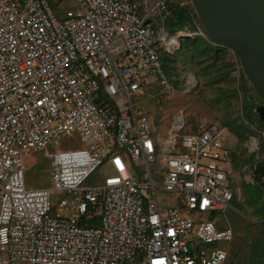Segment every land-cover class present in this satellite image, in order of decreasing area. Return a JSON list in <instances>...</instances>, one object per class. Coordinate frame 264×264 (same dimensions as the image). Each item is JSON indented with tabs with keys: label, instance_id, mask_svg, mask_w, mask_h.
Returning <instances> with one entry per match:
<instances>
[{
	"label": "built area",
	"instance_id": "obj_1",
	"mask_svg": "<svg viewBox=\"0 0 264 264\" xmlns=\"http://www.w3.org/2000/svg\"><path fill=\"white\" fill-rule=\"evenodd\" d=\"M51 1L74 9L58 19ZM176 4L0 0V264H227L231 229L163 211L156 189L180 195L186 210L228 208V133L202 118L178 146L177 113L156 139L165 165L159 186L149 173L153 129L132 103L148 79L166 83L160 44L177 47L147 17L154 10L160 22L171 19ZM260 136L245 144L249 157ZM34 155L50 160V187L26 185ZM105 163L102 183L82 187ZM128 165L143 170L136 177ZM55 191L67 194L56 205Z\"/></svg>",
	"mask_w": 264,
	"mask_h": 264
},
{
	"label": "rangeland",
	"instance_id": "obj_2",
	"mask_svg": "<svg viewBox=\"0 0 264 264\" xmlns=\"http://www.w3.org/2000/svg\"><path fill=\"white\" fill-rule=\"evenodd\" d=\"M174 1V0H173ZM175 14L187 12L191 9L190 0H176ZM51 7L58 19L64 18L65 11L74 8L64 3L63 7L54 5ZM193 8V7H192ZM142 16L145 15L144 5L141 8ZM188 13V12H187ZM154 19V25L159 32H168L175 38H185L179 41V48L173 52L160 44V55L163 74L166 83L173 91H168L162 78L154 77L147 80L140 94L132 97V103L136 109H145V116L153 129L151 138L155 145V162L150 165L149 173L152 180L159 186L162 184L165 165L163 153L157 144V135L160 128L167 126L168 120L177 113H184V127L180 132L177 145H181V138L193 133L198 122L202 118L212 120L220 131H226L225 139L229 151L230 166L227 173L228 188L232 191L233 198L229 207L223 211L198 212L186 210L181 206V196H173L170 193L156 189L158 203L162 210L175 207L183 217H190L194 222L211 221L217 231L231 229L233 241L228 246L227 264H264V199L260 194L257 184L253 179V165L260 162L264 165V137L259 139L256 154L249 157L244 149L245 144L257 131L264 133V117L259 120L255 115L250 117L251 108L249 101L263 105L254 89L246 80V88L243 87V75L240 63L235 52L228 47L218 53L208 48L204 42H208L205 34L198 32L202 28L198 19L194 17L192 26L188 29H179L171 19L160 22L153 10L147 17ZM193 33H182V32ZM177 35V36H176ZM186 40V41H185ZM181 43L182 47L181 48ZM187 45L184 48V45ZM177 45L172 44L170 47ZM194 77V85L189 86L188 76ZM246 79V78H245ZM189 86V87H188ZM250 98V100H249ZM75 137L61 138L60 141L73 142ZM256 146L248 147L252 151ZM127 161V155L122 153ZM34 165L26 169L24 173L26 185L29 188H45L52 185V175L49 169V159L35 160ZM136 177L143 170L136 165H128ZM107 163L99 167L85 182L84 188L97 187L102 183L106 172ZM64 191H55L54 204L61 198H66ZM225 246L226 243H219Z\"/></svg>",
	"mask_w": 264,
	"mask_h": 264
},
{
	"label": "water",
	"instance_id": "obj_3",
	"mask_svg": "<svg viewBox=\"0 0 264 264\" xmlns=\"http://www.w3.org/2000/svg\"><path fill=\"white\" fill-rule=\"evenodd\" d=\"M209 40L231 48L264 101V0H190ZM262 118L264 107L259 108Z\"/></svg>",
	"mask_w": 264,
	"mask_h": 264
},
{
	"label": "trees",
	"instance_id": "obj_4",
	"mask_svg": "<svg viewBox=\"0 0 264 264\" xmlns=\"http://www.w3.org/2000/svg\"><path fill=\"white\" fill-rule=\"evenodd\" d=\"M187 12L185 13H183V15L179 12V14L178 15H176L175 13H174V15H173V17L171 18V22H173V24H176V26L179 28V29H185V31H186V29H188L189 28V26L191 27L192 26V22H193V20H194V17L196 18V19H198V17L196 16V14H195V12H194V9L192 8V6H191V9L190 10H186ZM201 30L203 31V29L201 28ZM203 33H204V31H203ZM205 34V33H204ZM205 36H206V34H205ZM206 38H207V40H208V42L205 40V42H204V44L208 47V48H210V49H212V50H214L215 51V53H218L219 51H222V49H224L225 47H223V46H219V45H215V44H213L210 40H209V38L206 36ZM181 39H182V41L184 40V39H186V37L185 38H179L178 39V47L175 49V50H178V48H179V41H181ZM186 41V40H185ZM181 48H183L182 47V43H181ZM187 45L185 44L184 45V48L186 47ZM174 50V51H175ZM244 75V74H243ZM243 87L244 88H246V79L243 77ZM256 93V92H255ZM256 95L261 99V97L256 93ZM249 100H250V98H249ZM249 105H250V108H251V114H250V117H252V116H256V117H259V120L260 121H263L261 118H262V116H261V114H260V111H259V108H260V106H261V104H258L257 102H253V101H249ZM262 137H264V136H262ZM261 136H260V138H262ZM259 138V139H260ZM262 139H264V138H262ZM259 144H260V142H258V146H259ZM254 158V157H253ZM252 172H253V179H254V181L256 182V184H257V188L259 189V191H260V194H262V196H263V199H264V181H263V179H264V165L262 164V163H260V162H255L254 163V165H253V170H252ZM264 207V206H263ZM262 216H263V218H264V214H262ZM233 241V240H232Z\"/></svg>",
	"mask_w": 264,
	"mask_h": 264
},
{
	"label": "bare ground",
	"instance_id": "obj_5",
	"mask_svg": "<svg viewBox=\"0 0 264 264\" xmlns=\"http://www.w3.org/2000/svg\"><path fill=\"white\" fill-rule=\"evenodd\" d=\"M164 36H165V35H164ZM164 36H163V37H164ZM165 39L167 40V43H168L169 46H171L172 44H174V45H177V44H178L176 38L171 37V36H169V35H166V36H165ZM188 85H189V86H193V85H194V77H193L192 75H189V76H188ZM189 86H188V87H189Z\"/></svg>",
	"mask_w": 264,
	"mask_h": 264
},
{
	"label": "crops",
	"instance_id": "obj_6",
	"mask_svg": "<svg viewBox=\"0 0 264 264\" xmlns=\"http://www.w3.org/2000/svg\"><path fill=\"white\" fill-rule=\"evenodd\" d=\"M174 38H175V37H174ZM176 40H177V39H176ZM177 42H178V41H177ZM38 157L41 158V159H44V158L41 157V156L34 155V156H32L30 159H28V160L26 161L27 166L30 167L31 165L36 164V163H35V160L38 161Z\"/></svg>",
	"mask_w": 264,
	"mask_h": 264
},
{
	"label": "flooded vegetation",
	"instance_id": "obj_7",
	"mask_svg": "<svg viewBox=\"0 0 264 264\" xmlns=\"http://www.w3.org/2000/svg\"><path fill=\"white\" fill-rule=\"evenodd\" d=\"M261 101H262V103H263V105H261L260 107H264V101L262 100V99H260Z\"/></svg>",
	"mask_w": 264,
	"mask_h": 264
}]
</instances>
